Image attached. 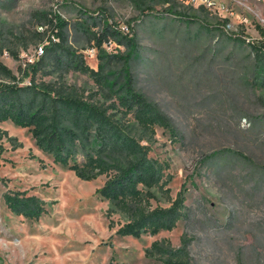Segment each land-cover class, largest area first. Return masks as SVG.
Returning a JSON list of instances; mask_svg holds the SVG:
<instances>
[{
    "label": "rangeland",
    "instance_id": "rangeland-1",
    "mask_svg": "<svg viewBox=\"0 0 264 264\" xmlns=\"http://www.w3.org/2000/svg\"><path fill=\"white\" fill-rule=\"evenodd\" d=\"M227 1L249 17L247 24H239L244 42L212 26L221 22L218 13L184 0H146L154 7L146 13L135 0H0V60L19 77L39 57L36 47L55 36L52 24H42L34 14L37 10L50 12L55 22L54 12L68 21L69 43L95 69L107 55L128 47L109 40L98 48L91 39L98 26L86 20L81 8L126 31L129 22L133 25L139 43L131 61L135 87L171 117L178 132L157 126L152 139L142 143L150 146V157L169 165L171 179L165 187L172 198L186 190L184 215L173 229L139 238L120 235L117 229L126 217L120 211L108 217L110 201L97 192L105 174L79 178L42 151L29 128L2 121L0 142L6 150L0 157V264H156L160 260L146 255L154 240L169 238L180 247L184 237L191 264H264V70L257 69L252 53L253 42L263 38L264 5ZM171 4L191 19L169 14ZM106 67L109 77L103 85L75 69L63 77L40 72L36 79L65 81L109 106L118 102L120 89L110 77L119 74L121 64L116 60ZM8 136L22 145L13 148ZM224 148L250 160L231 152L206 160ZM23 189L48 202L40 219L7 207L4 193ZM153 191V206L170 205L158 187Z\"/></svg>",
    "mask_w": 264,
    "mask_h": 264
},
{
    "label": "trees",
    "instance_id": "trees-1",
    "mask_svg": "<svg viewBox=\"0 0 264 264\" xmlns=\"http://www.w3.org/2000/svg\"><path fill=\"white\" fill-rule=\"evenodd\" d=\"M135 4L141 13L154 9L151 4H146V0H135ZM81 9L86 20L90 19L93 26H98V31L92 32L91 36L98 48L112 40L126 45L127 52L107 55L105 63L100 61L95 69L85 61L84 54L69 43L68 21L57 12H54L55 22L50 12L35 11L42 24H52L55 36L45 45L44 53L28 64L21 77L0 60V122L11 120L15 125L29 128L42 151L51 154L55 162L69 167L81 179L92 180L105 174L107 179L97 192L110 201L108 217L114 211H120L126 217L117 229L118 234L139 238L143 234L155 235L162 230H171L184 215L186 190L182 188L176 198H172L170 188L165 187L171 179V174L166 173L169 165L150 157V146L143 144L142 139L151 140L157 126L169 129L172 134L178 133L177 128L168 114L135 87L131 61L139 43L133 25L129 22V31H126L116 21L98 19L95 11ZM166 11L179 19H191L172 4ZM212 26L221 28L229 37L245 41L241 30L228 31L223 22ZM260 33L263 38L253 42L252 53L257 69L264 70L262 27ZM12 54L18 57L17 52ZM116 60L121 64L120 72L110 79L120 91L118 102L109 106L83 96L65 81L55 84L36 79L40 72L62 76L75 69L90 74L103 85L109 77L105 72L107 64ZM27 77L30 80L25 83ZM110 108H116L117 112H110ZM134 127L140 136L132 129ZM8 139L13 148L22 145L14 136H8ZM5 150V145L0 142V157ZM229 152L250 160L230 148L215 150L206 155V160ZM155 187L161 190L170 205L153 206L151 199L156 198ZM4 200L12 212L29 219H40L48 212V202L28 189L7 190ZM114 226L111 219L109 227ZM188 243L185 237L180 247L173 246L169 238L156 239L146 249V255L160 260L156 264H191Z\"/></svg>",
    "mask_w": 264,
    "mask_h": 264
},
{
    "label": "built area",
    "instance_id": "built-area-1",
    "mask_svg": "<svg viewBox=\"0 0 264 264\" xmlns=\"http://www.w3.org/2000/svg\"><path fill=\"white\" fill-rule=\"evenodd\" d=\"M188 3L201 6L209 11L216 12L220 15V21L223 22L226 30L231 32H238L239 24H247L249 22V17L243 12L237 10L227 0H184ZM264 5V0H257ZM264 23V18L262 19ZM45 45L39 44L36 47V53L38 56L44 53Z\"/></svg>",
    "mask_w": 264,
    "mask_h": 264
}]
</instances>
